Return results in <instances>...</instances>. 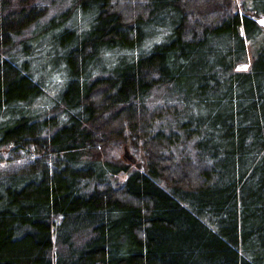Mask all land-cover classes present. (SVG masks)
<instances>
[{
	"label": "trees",
	"instance_id": "16d2710c",
	"mask_svg": "<svg viewBox=\"0 0 264 264\" xmlns=\"http://www.w3.org/2000/svg\"><path fill=\"white\" fill-rule=\"evenodd\" d=\"M236 2L0 0V264H264V0Z\"/></svg>",
	"mask_w": 264,
	"mask_h": 264
},
{
	"label": "rangeland",
	"instance_id": "374dc122",
	"mask_svg": "<svg viewBox=\"0 0 264 264\" xmlns=\"http://www.w3.org/2000/svg\"><path fill=\"white\" fill-rule=\"evenodd\" d=\"M239 3H240V0H237L236 5L238 6ZM240 13L243 14L242 10H240ZM249 13H252V12H249ZM79 20H80V22L83 21L82 19H79ZM44 21H45L44 19H41V23ZM261 21H264V18H261L259 21H257L260 25L264 26V24H262ZM74 23L77 24V22H74ZM46 34L48 35V38H50L51 35H49L48 32ZM255 48H256V43H248L247 44V52H248L247 61H246V63L238 65L236 68L237 71H247L249 69V65L252 61V57H253V53H254ZM129 146L130 145L127 142H123L119 146L112 148L110 151V155L108 156V160H111L113 162H124V163H126V161L123 160V154H124V148H127L129 153H131L138 161V159L141 156L140 155L141 153L134 154L130 150ZM3 162H1V164H3V165L0 164V168L1 169L2 168L7 169L10 171H14V170L20 168L22 166V163H23V162H21V160H18V159L15 160V162H11L10 164L9 163H3ZM132 168L134 169L135 166L132 165Z\"/></svg>",
	"mask_w": 264,
	"mask_h": 264
},
{
	"label": "water",
	"instance_id": "95a60500",
	"mask_svg": "<svg viewBox=\"0 0 264 264\" xmlns=\"http://www.w3.org/2000/svg\"><path fill=\"white\" fill-rule=\"evenodd\" d=\"M246 16L251 18V19H254L255 21L260 20V16L256 12H252L251 14L248 13V14H246ZM123 159L125 161H128L130 164L135 165V167L139 171H142V172L144 171V160H143V158H139L137 161V159L131 153H129L127 148H124Z\"/></svg>",
	"mask_w": 264,
	"mask_h": 264
},
{
	"label": "bare ground",
	"instance_id": "6f19581e",
	"mask_svg": "<svg viewBox=\"0 0 264 264\" xmlns=\"http://www.w3.org/2000/svg\"><path fill=\"white\" fill-rule=\"evenodd\" d=\"M249 13V12H248ZM248 13H246V14H248ZM249 14H251V13H249ZM140 158H143L142 156H140ZM124 160V159H123ZM143 160H144V158H143ZM125 161V160H124ZM144 171H145V160H144ZM143 171V172H144ZM142 172V171H141Z\"/></svg>",
	"mask_w": 264,
	"mask_h": 264
},
{
	"label": "snow or ice",
	"instance_id": "6c2138e0",
	"mask_svg": "<svg viewBox=\"0 0 264 264\" xmlns=\"http://www.w3.org/2000/svg\"><path fill=\"white\" fill-rule=\"evenodd\" d=\"M262 24H264V21H261Z\"/></svg>",
	"mask_w": 264,
	"mask_h": 264
}]
</instances>
